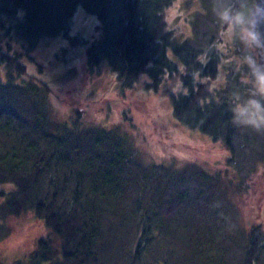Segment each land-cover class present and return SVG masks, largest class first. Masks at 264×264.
I'll list each match as a JSON object with an SVG mask.
<instances>
[{
	"label": "trees",
	"instance_id": "obj_1",
	"mask_svg": "<svg viewBox=\"0 0 264 264\" xmlns=\"http://www.w3.org/2000/svg\"><path fill=\"white\" fill-rule=\"evenodd\" d=\"M176 1L188 31L181 38L167 15ZM226 5L251 17L264 0H0V183L14 185L0 192V242L10 234V219L23 213L60 240L54 247L40 238L12 264H264V219L257 211L219 240L202 230L201 238L188 235L185 242L175 219L192 203L184 193L187 180L197 179L185 171L169 176L162 164L154 165L160 175L153 177L115 131L80 119L50 121L48 87L21 78L27 72L22 56L31 58L59 37L85 45L88 67L106 61L121 89L136 87L146 75L147 86L158 90L171 78L179 85L166 91L176 120L229 150L222 168L205 173L214 174L225 195L236 187L246 211L264 169V134L234 126L230 109L253 91L243 57L264 63L259 48L242 43L238 27L216 16L214 8ZM79 6L99 19L93 40L70 35ZM163 175L166 185L158 182Z\"/></svg>",
	"mask_w": 264,
	"mask_h": 264
},
{
	"label": "rangeland",
	"instance_id": "obj_2",
	"mask_svg": "<svg viewBox=\"0 0 264 264\" xmlns=\"http://www.w3.org/2000/svg\"><path fill=\"white\" fill-rule=\"evenodd\" d=\"M180 7L181 2L176 1L167 13L179 38L188 33ZM99 24L96 14L79 6L73 16L70 35L79 34L93 40L99 34ZM261 28H264V22ZM259 54L264 63L263 48H259ZM31 56H22L27 72L21 78L26 81L34 79L48 87L44 95L50 121L77 123L80 119L85 120L87 126L115 131L123 137L129 153L143 167L149 168L153 177L160 175L155 172L154 165L162 164L164 173L169 176L185 171L187 176L197 179L196 183L187 180L189 185L184 186V193L192 203L180 208L175 219L176 225L179 224L177 227L182 226L185 230V242L189 240L188 235L201 238L203 231L212 233V237L219 240L222 233L237 232L239 226L245 225L248 214L256 211L264 219V169L253 182L254 191L248 204V208L250 204L254 205L255 211L248 208L244 211L239 205L236 187L225 195L222 188L213 183L214 174L211 177L206 174H212L226 164L229 150L199 130L182 125L173 116L166 91H175L179 85L170 84L171 78L166 76L158 90L152 85L147 86L151 80L146 75L136 87L121 89L116 72L106 61L100 66L88 67L85 45L74 43L68 37L41 44ZM169 56L176 59L171 50ZM0 79L5 80L3 72ZM164 176L159 177L158 182L166 185L168 181ZM224 184L228 182L221 180V185ZM150 186V189L154 188L153 183ZM13 188L11 183H0V192ZM217 198L223 201L219 202ZM204 213L209 216H202ZM211 214L215 217L210 219ZM9 226L10 234L0 242L1 264L24 259L40 238H50L54 247L59 246L60 240L55 233L31 213L13 216Z\"/></svg>",
	"mask_w": 264,
	"mask_h": 264
},
{
	"label": "clouds",
	"instance_id": "obj_3",
	"mask_svg": "<svg viewBox=\"0 0 264 264\" xmlns=\"http://www.w3.org/2000/svg\"><path fill=\"white\" fill-rule=\"evenodd\" d=\"M258 13L251 17L243 11H234L231 6L214 8V12L220 22L232 27L239 28L240 39L248 49L264 48V7L257 5ZM243 62L250 72V83L253 91L248 99L237 102L231 107L232 123L236 127H245L258 134H264V64L258 63L256 58L245 55ZM233 96H236L233 93ZM257 97H260L259 99Z\"/></svg>",
	"mask_w": 264,
	"mask_h": 264
}]
</instances>
